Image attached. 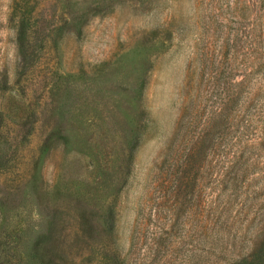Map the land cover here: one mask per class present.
Here are the masks:
<instances>
[{
  "label": "rangeland",
  "instance_id": "374dc122",
  "mask_svg": "<svg viewBox=\"0 0 264 264\" xmlns=\"http://www.w3.org/2000/svg\"><path fill=\"white\" fill-rule=\"evenodd\" d=\"M264 264V0H0V264Z\"/></svg>",
  "mask_w": 264,
  "mask_h": 264
},
{
  "label": "trees",
  "instance_id": "16d2710c",
  "mask_svg": "<svg viewBox=\"0 0 264 264\" xmlns=\"http://www.w3.org/2000/svg\"><path fill=\"white\" fill-rule=\"evenodd\" d=\"M108 264H123L122 262L119 261L118 258H110V262Z\"/></svg>",
  "mask_w": 264,
  "mask_h": 264
}]
</instances>
